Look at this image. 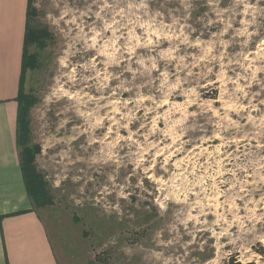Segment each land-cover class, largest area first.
Wrapping results in <instances>:
<instances>
[{
  "label": "rangeland",
  "instance_id": "1",
  "mask_svg": "<svg viewBox=\"0 0 264 264\" xmlns=\"http://www.w3.org/2000/svg\"><path fill=\"white\" fill-rule=\"evenodd\" d=\"M31 6L18 154L58 264H264V0Z\"/></svg>",
  "mask_w": 264,
  "mask_h": 264
},
{
  "label": "crops",
  "instance_id": "2",
  "mask_svg": "<svg viewBox=\"0 0 264 264\" xmlns=\"http://www.w3.org/2000/svg\"><path fill=\"white\" fill-rule=\"evenodd\" d=\"M28 0H0V264H58L18 154L16 101Z\"/></svg>",
  "mask_w": 264,
  "mask_h": 264
},
{
  "label": "trees",
  "instance_id": "3",
  "mask_svg": "<svg viewBox=\"0 0 264 264\" xmlns=\"http://www.w3.org/2000/svg\"><path fill=\"white\" fill-rule=\"evenodd\" d=\"M32 0H28V9L26 15V31L24 38V49L22 54V66H21V75H20V85L19 91L16 98L18 104V115H17V144L22 145L26 142L25 137L29 131V123L27 119V114L30 105L33 103L34 97L31 94L25 93L23 91V80L24 73L27 69H35L37 66V59L32 54L29 55L27 52V46L30 42L34 41L37 46H45L46 38L48 37V32L45 29L38 30L32 25L33 16L36 13V9L31 6ZM26 155H29V149H24L23 151ZM20 167L22 171V176L26 186L28 196L32 202L36 201H45V193L43 187L39 181H35L32 178H29L30 173L27 169L28 165L25 162V158L22 155H19ZM223 264H256L253 261L242 263L236 256H230Z\"/></svg>",
  "mask_w": 264,
  "mask_h": 264
}]
</instances>
